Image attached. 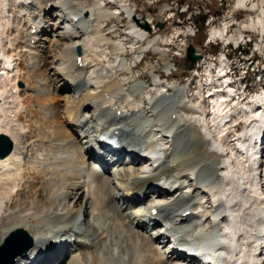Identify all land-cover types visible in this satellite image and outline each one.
<instances>
[{"label": "bare ground", "instance_id": "6f19581e", "mask_svg": "<svg viewBox=\"0 0 264 264\" xmlns=\"http://www.w3.org/2000/svg\"><path fill=\"white\" fill-rule=\"evenodd\" d=\"M108 1L0 0V134L12 142V152L0 158V246L23 229L33 246L13 264H198L166 247V222L182 244L217 254L221 264H264V156L257 150L264 96L234 111L230 103H241L209 68L217 97L209 120L204 101L189 100L188 88L174 85L169 93L158 86L149 94L161 81L152 66V85L122 89L119 72L133 69L105 53L111 41L102 26L124 9L142 41L149 39L148 23ZM260 4L243 31H264ZM167 11L161 6V14ZM160 55L169 71L166 53ZM235 117L245 127L233 134L226 122ZM109 134L120 140L123 157L95 151L93 138ZM228 134L231 148L223 145ZM94 159L107 165L100 173Z\"/></svg>", "mask_w": 264, "mask_h": 264}, {"label": "rangeland", "instance_id": "374dc122", "mask_svg": "<svg viewBox=\"0 0 264 264\" xmlns=\"http://www.w3.org/2000/svg\"><path fill=\"white\" fill-rule=\"evenodd\" d=\"M115 1L134 11L135 15L141 19V22L143 21V25L147 22L149 27V30L144 29L149 39L142 41L137 39L132 34L133 25L129 22L130 19H128L124 9L122 10L124 14L117 15L102 26V35L111 41V43L106 45L108 49L105 53L109 55L112 61L117 57L124 59L133 69L132 74L119 72L124 85L122 89H129L136 82H148V85H152V73L148 71V66H152L161 81L158 85L155 84L156 86L148 89L149 94L155 95L158 86L162 89L170 87L169 93H176V90L172 91V87L175 85L188 88L186 93L189 99V95L194 93L193 90H198L199 87V98L196 95L190 98L193 103H197L200 99V91L203 90L201 89V84L203 83L201 82L202 80L197 83L195 75L204 76L202 74L211 68L209 64L212 62L216 63L221 53L230 56L234 55V61L240 68L245 67L254 59L252 67L247 71L245 82H247V87L253 91H257L260 88L259 86H263L259 85L258 80L261 79L262 83L264 80L263 76L260 77V75H264V31L261 28L255 31H243L242 26L256 21L257 16L262 12L260 2L264 0H247V7L245 8L238 7L239 0H109L108 3ZM112 3L108 4L107 8L113 11L115 5ZM253 5H257L258 9L251 13L249 9ZM161 6L168 7V11L161 14ZM185 10H187V13L183 15ZM13 13L12 11L11 14L13 15ZM132 20L134 21V19ZM159 25L163 27L160 28ZM229 25L228 32L222 35L220 31L223 29L225 31L224 27ZM50 34L51 32L49 36ZM53 36L51 34V37ZM156 40H158V43L147 51V44ZM238 43H241L240 51L243 55L235 50V46ZM114 44L121 46L123 51L119 50ZM189 45L195 48L197 54L204 56V59L199 63H192L186 59V50ZM161 51L166 53V60L170 62L169 71L164 68L163 59L160 55ZM141 57H143V60L138 63ZM196 70L199 73H196ZM205 75L207 77V74ZM243 76L241 77L242 79L244 78ZM113 80H115V77ZM205 81L207 82V78ZM17 83L19 87L22 85L21 82ZM215 98L211 97L214 100ZM148 99V97H145L144 100ZM231 103L230 105L234 107V111L236 107L243 110L250 108L246 107V104L243 105V103L241 105L235 102ZM143 106L144 108L147 107L146 101H144ZM207 107L208 104L205 103L202 108L208 115L209 120L216 118V116L212 115L211 108L207 109ZM247 116L245 115L243 118L246 120L250 119ZM244 127L243 123V126H240L238 131L244 130ZM238 131L235 128L229 129V132H233V134L241 133ZM37 132H39V129ZM23 135L25 136V133ZM156 138H160L159 135ZM232 139L234 138L231 137V134H228V139L223 145L226 148L227 146L231 148L232 143L230 144L229 141ZM248 175H251V172ZM262 182L264 188V181ZM262 201H264V198L260 199V202ZM63 264H66V261Z\"/></svg>", "mask_w": 264, "mask_h": 264}, {"label": "water", "instance_id": "95a60500", "mask_svg": "<svg viewBox=\"0 0 264 264\" xmlns=\"http://www.w3.org/2000/svg\"><path fill=\"white\" fill-rule=\"evenodd\" d=\"M162 28V25H159ZM147 30L149 27L147 25ZM81 53V48H77V54ZM186 59L192 63L201 59V55H196L195 48L189 45L186 50ZM12 151V142L5 135H0V158L6 157ZM32 246V238L23 229L12 231L0 246V264H13L15 259L29 251Z\"/></svg>", "mask_w": 264, "mask_h": 264}, {"label": "trees", "instance_id": "16d2710c", "mask_svg": "<svg viewBox=\"0 0 264 264\" xmlns=\"http://www.w3.org/2000/svg\"><path fill=\"white\" fill-rule=\"evenodd\" d=\"M203 23H204V20H203Z\"/></svg>", "mask_w": 264, "mask_h": 264}]
</instances>
